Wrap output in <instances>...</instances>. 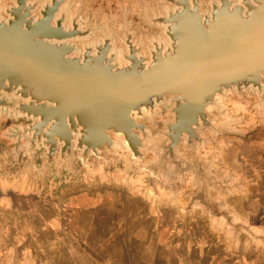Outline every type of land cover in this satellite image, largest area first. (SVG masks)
Here are the masks:
<instances>
[{
  "label": "water",
  "instance_id": "obj_1",
  "mask_svg": "<svg viewBox=\"0 0 264 264\" xmlns=\"http://www.w3.org/2000/svg\"><path fill=\"white\" fill-rule=\"evenodd\" d=\"M164 1L148 19L165 37L148 50L127 21L126 48L112 34L87 43L101 28L83 25L80 7L69 15L68 0L0 4V123L27 120L3 134L17 160L22 152L46 179L55 161L62 177L77 159L118 161L125 148L152 177L194 175L205 203L216 179L198 159L206 132L236 133L223 100L246 92L264 104V0H210L206 10L202 0Z\"/></svg>",
  "mask_w": 264,
  "mask_h": 264
},
{
  "label": "crops",
  "instance_id": "obj_2",
  "mask_svg": "<svg viewBox=\"0 0 264 264\" xmlns=\"http://www.w3.org/2000/svg\"><path fill=\"white\" fill-rule=\"evenodd\" d=\"M218 144L227 152L224 139ZM14 152L0 143V264H233L229 216L250 201L225 193L234 177L223 159L202 204L193 177H151L123 151L117 162L91 158L62 177L52 167L46 179ZM260 171L262 161L249 173Z\"/></svg>",
  "mask_w": 264,
  "mask_h": 264
},
{
  "label": "rangeland",
  "instance_id": "obj_3",
  "mask_svg": "<svg viewBox=\"0 0 264 264\" xmlns=\"http://www.w3.org/2000/svg\"><path fill=\"white\" fill-rule=\"evenodd\" d=\"M7 1L10 4L12 3L11 0H2L0 4L2 5L3 2ZM68 2L72 5L69 15L76 14L78 7H80L83 25L88 20L92 27L98 26L101 28L95 34H92L91 39L86 41L87 43L100 40L106 34H112L117 47L126 48V44L122 41L125 35L126 21L130 24L132 32H134L135 40L144 41L143 50H148V46H151L149 39L158 35L165 37L163 27L153 25L148 19V14L153 16L155 13L165 12L167 3L164 0H68ZM202 2L203 10L211 8L210 0H202ZM79 45H82L81 41H79ZM223 106L226 108L224 116L236 121L231 125L236 133L213 136L212 133L206 132V135L212 138V142L202 146L201 151L197 153L198 159L211 163L210 174L216 179L206 181L205 187H207V184L220 183L215 172V166L218 159H223V162L232 169L233 173L231 174L234 177V179L224 182L222 188H224L225 193L230 196L242 195L250 201V205L244 208L245 211L239 205L237 206V211L240 213L237 218L229 216L230 228L224 237L226 243L234 250L229 263L230 260H233V264L241 261H246L245 264H264V172L260 171L255 178L251 177L249 173L251 165L257 166L259 161L264 162V104L260 103L257 94L247 95L244 92L242 95L229 94L223 100ZM21 123L26 124V118H19L18 120L2 119L0 123L1 146L10 149L11 140L4 137L3 134L9 126ZM223 139L228 147L226 148L227 152L220 154L218 153L220 148L218 141L221 142ZM117 152H125L124 158L129 161L131 157V160L137 165V160L125 148L117 150ZM240 153H242V156H239ZM42 154L43 150L36 152V165L38 167H41L44 161ZM243 155L245 158H243ZM150 157L152 155L147 156V158ZM91 158L95 159L96 162L105 161L94 156ZM110 162L117 161L112 159ZM56 163L57 161L52 165L54 176H57L58 172ZM75 163L76 165L81 164L78 159ZM186 176L193 177L194 180L196 178L192 174ZM173 179L183 180L181 176L173 177ZM187 181L185 183H188ZM196 188L195 196L201 191L199 182H196ZM206 198L205 188L204 199ZM197 201L200 202L198 199ZM216 212L223 211L218 207Z\"/></svg>",
  "mask_w": 264,
  "mask_h": 264
},
{
  "label": "bare ground",
  "instance_id": "obj_4",
  "mask_svg": "<svg viewBox=\"0 0 264 264\" xmlns=\"http://www.w3.org/2000/svg\"><path fill=\"white\" fill-rule=\"evenodd\" d=\"M120 50V49H119ZM123 62V61H122ZM238 106V105H237ZM1 183V182H0ZM2 184V183H1ZM1 186H3V185H1ZM1 188V187H0ZM7 189V188H6ZM13 189V188H12ZM1 190V189H0ZM4 191V190H3ZM9 192V191H8ZM21 192H23V191H21ZM12 199V198H11ZM13 201V200H12Z\"/></svg>",
  "mask_w": 264,
  "mask_h": 264
}]
</instances>
